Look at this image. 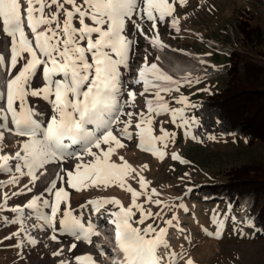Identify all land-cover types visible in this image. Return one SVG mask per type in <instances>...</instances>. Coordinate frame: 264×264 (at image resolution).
<instances>
[{"label": "snow or ice", "instance_id": "1", "mask_svg": "<svg viewBox=\"0 0 264 264\" xmlns=\"http://www.w3.org/2000/svg\"><path fill=\"white\" fill-rule=\"evenodd\" d=\"M180 3H186V0H180ZM174 10L170 0H0V31L10 40L8 60L0 54V65L5 66L7 77L0 90V102L4 104L0 107V152L3 151L5 131L23 138L17 141L18 150L14 155L0 154V172L9 175L7 181H0V188L18 185L20 177L29 178L23 187L11 194H2L0 211L22 213L25 209L30 210L29 216L35 215L40 222L33 227L50 228L52 240H58L56 233L63 232L77 241L91 244L92 237L99 235L96 229L104 226L100 223L105 219L104 215H99L101 209L106 205L118 206L119 210L106 212L111 217L107 223L114 226L115 243L123 253V260H116L114 264H174L167 228L157 230L155 225V220L161 219L164 210L173 205L154 199L161 195L160 190L155 187L149 190L151 182L123 156L119 157V163L113 160L116 150L125 147L121 137L132 140L134 136L138 138L141 150L163 160L174 133L161 125V134L156 135L153 122L155 116L169 112L171 122L179 120L178 126L185 129V135L196 139L190 129L199 121L195 116L186 115V110L197 105L181 95L176 102L183 106L171 108L162 95L178 92L181 83L191 84V74L174 77L155 62L149 65L145 56L132 83L142 84L143 91L139 95L145 97L146 110H136L138 93L134 90L129 89L128 98L123 102L120 100V68L128 65L132 46L136 43L126 34L127 25L131 23L151 45L165 47L159 38L157 22L173 17L171 25L179 31ZM145 23H150L149 31L153 35L149 36L145 31ZM38 73L42 84L33 87ZM199 80V77L195 78L196 83ZM30 97L41 98L50 104L52 115L46 121L37 118L38 113L29 104ZM117 128L119 134L114 130ZM73 146H79L80 150L73 151ZM85 156L91 158L86 163ZM72 157L78 162L73 168H62L63 175L55 173L44 193L32 196L24 205L8 206L12 197L32 192L29 185L39 179L38 171L43 169V175L47 171L46 165L63 163ZM171 159L189 163L176 152L171 153ZM129 177L137 181L139 190L128 183ZM111 185H118L131 194V203L127 207L116 197L98 198L80 205L82 211L79 215L74 214L68 189L81 191ZM140 197H144V203L138 202ZM145 204L155 205L160 211L153 212L145 208ZM88 205L98 214L95 222L84 221L83 209ZM43 209H50V212ZM150 218L153 222L146 223ZM0 219L20 225L19 231L4 239H13L26 232L23 216L11 221ZM174 219L176 217L165 223L171 226ZM216 234H219V228ZM27 239L30 244L37 243L31 235ZM22 244L23 240L17 247ZM76 247L73 243L69 251ZM97 247L102 255L106 254L102 246ZM62 251L53 255L59 256ZM75 260L77 264H98L91 254L76 256ZM59 264L66 262L61 260ZM186 264H194V261L189 258Z\"/></svg>", "mask_w": 264, "mask_h": 264}, {"label": "rangeland", "instance_id": "2", "mask_svg": "<svg viewBox=\"0 0 264 264\" xmlns=\"http://www.w3.org/2000/svg\"><path fill=\"white\" fill-rule=\"evenodd\" d=\"M170 2L174 3L173 16L179 21V31L171 25L173 17H166L165 21L157 22L159 38L165 47L151 45L149 41L145 42L146 39L136 32L131 23L127 25L125 30L129 39L136 41V43L132 46L128 65L120 68L122 84L120 100L123 102L128 98L127 91L129 89L134 90L138 93L135 101L137 111L146 110L145 97L139 95L143 91V86L132 82L127 84L125 77L130 73L132 74L135 68L143 66L145 56H147L149 65L155 62L163 71H169L170 66L175 63L182 64L187 68H194L191 73L184 71L185 73L182 75L191 74L193 79L191 84L181 83L178 92L162 93V95L171 108L183 106L176 102L181 95L187 96L189 101L196 105L205 93L214 88L219 89L224 85L227 77L228 52L233 50L236 45H238L237 48L243 47L248 52L251 51L247 46L244 47L239 43L242 34L234 27L238 9L244 6L251 8L254 13L252 22L260 24L264 31V0H186V3L183 4L180 3V0H170ZM143 26L149 36L154 34L149 31L150 23H145ZM137 35L139 37H136ZM9 42V38L0 31V54L5 57L6 61L10 55ZM208 53L210 55H207ZM200 61H204V63H200ZM196 77L200 78L199 83L195 82ZM6 78L5 66L0 65V90H3ZM128 80L133 81L134 79L127 78ZM41 84L42 79L38 73L33 81V87H40ZM29 104L38 113L37 118L41 121H46L52 115L50 104L41 98L30 97ZM3 106L4 104L0 102V107ZM194 109H187L186 115L195 116ZM127 110L125 109V111ZM121 118L123 119V117ZM178 124L179 120L177 123L171 122L170 112L154 117L153 128L156 135L161 134V125L169 133H174V136L168 141L167 155L163 160L151 152L141 150L138 147L136 136L132 140L121 137L125 147L117 149L113 156V160L117 163L120 162L119 157L123 156L140 175L150 181L149 190L153 187L160 190L161 195L154 197V199L159 198L173 205L170 209L164 210L162 218L155 220V225L157 230L167 228V239L175 257L174 264H186L189 258L194 261V264H264V237L256 238L255 230L250 229L252 227L245 219L252 201L250 195L240 198L236 209L224 205L220 207L215 204H204L202 211H200L192 193L193 188L199 182L221 179L224 170L228 171L238 166L250 165L263 172L264 139H257L248 145L240 135L231 132L228 134L211 133L208 134L207 139L202 140L195 135L193 126L190 131L196 139H192L185 135V129ZM114 130L119 134L118 128ZM130 131H134V129H130ZM4 135L3 151L0 154L14 155L15 151L18 150L17 141L23 138L8 131H5ZM160 146L162 147V145ZM72 150L79 151L80 147L73 146ZM172 152L178 153L182 159L188 160L189 163L183 164L179 160L171 159ZM90 159V157L85 156L84 162L86 163ZM77 162L75 157H72L63 163L46 165L47 171L43 175H41V172H44L43 169L38 171L39 179L34 185H29L32 187V192L12 197L8 201V206L24 205L32 196L44 193V189L54 178L55 173L60 172L63 175L62 168H73ZM144 165L147 167H143ZM185 173L188 175L185 176ZM8 179L7 173L0 172V181H7ZM28 182V177H20L18 185L8 184L0 188V203H3L2 194L4 192L11 194ZM128 183L139 190L137 181L129 177ZM68 190L71 209L76 215L82 211L80 205L98 198L116 197L122 201L125 207L131 203V194L118 185L89 187L81 191ZM45 196L50 198L47 197V194ZM138 202L144 203V197H140ZM179 205L185 207H179ZM145 208H150L153 212L160 211V208L151 204H145ZM110 210H119V208L114 205H106L104 209H101L99 215H104L105 219L101 220L100 223L104 226L96 229L99 235L92 237L91 244L86 241H77L71 235L63 232H57L58 240H52L50 228L47 226L33 227L40 222L35 215L29 216L30 210L25 209L22 213H13L8 210L0 211V217L8 218L9 221L18 216H23V227L26 229V232H22L20 236L6 240L4 237L19 231L20 225L0 219V264H59L61 260L65 261L66 264H77L75 257L85 254H91L98 264H114V262L107 260V255L111 257L110 253L114 251V248L113 250L111 247L108 248L105 241L106 238L110 237L107 230L110 233L115 231L114 226L107 223L111 217L107 216L106 212ZM43 211L50 212V209H43ZM83 213L85 223L88 219L94 222L97 220L98 214L92 211L91 205L83 209ZM174 214L177 215L174 219L177 223H173L171 226L167 225L165 221L172 219ZM152 222L151 218L146 221V223ZM183 222L185 225L182 224ZM226 225H229L230 231L226 230L225 232L228 234L220 241H213L218 237L217 229L219 228V232H222ZM56 227L57 229L60 228L58 222ZM28 235H31L37 243L30 244L27 239ZM21 240H23V244L18 248L17 244ZM73 243L77 247L69 251ZM98 245L103 247L105 255L101 254ZM180 246L190 250L189 255L186 251V255L182 254ZM60 249L63 250L61 255H53ZM115 251V256L118 259L123 257L119 247Z\"/></svg>", "mask_w": 264, "mask_h": 264}, {"label": "trees", "instance_id": "3", "mask_svg": "<svg viewBox=\"0 0 264 264\" xmlns=\"http://www.w3.org/2000/svg\"><path fill=\"white\" fill-rule=\"evenodd\" d=\"M253 15L251 8H239L234 25L242 34L239 43L251 51L236 45L228 52L224 85L205 93L196 104L194 115L199 123L193 126V131L202 140L211 133L231 132L240 135L248 145L264 139V31L260 24L252 22ZM253 167L244 165L224 170L221 179L199 182L192 193L200 211L204 204L236 209L239 200L250 195L252 201L245 219L250 229L255 230V237L261 238L264 237V170ZM228 226L213 241L222 240L228 234L225 233ZM180 249L185 255L191 252L183 246Z\"/></svg>", "mask_w": 264, "mask_h": 264}, {"label": "bare ground", "instance_id": "4", "mask_svg": "<svg viewBox=\"0 0 264 264\" xmlns=\"http://www.w3.org/2000/svg\"><path fill=\"white\" fill-rule=\"evenodd\" d=\"M182 36V35H181ZM191 56V55H190ZM164 62V61H163ZM175 62V61H174ZM178 62V61H177ZM171 64V63H170ZM173 65V64H172ZM170 66V70L169 71H165V72H167L168 74H170V75H173L174 77H175V75L174 74H176V76H182L185 72L184 71H187V73H188V71L191 73L192 71H193V69L194 68H187L186 66H184V65H180L179 63H175L173 66ZM190 66V65H189ZM167 70V69H166ZM151 78V77H150ZM154 83H160V81H154ZM107 238L105 239V241H106V243H107ZM110 244V243H109ZM114 244H116L115 242H114ZM118 246H117V244L115 245V247H114V251L116 250V248H117ZM108 257H107V260H109L110 262H112L111 261V257L109 256V255H107ZM120 259L121 260H123V257H120Z\"/></svg>", "mask_w": 264, "mask_h": 264}]
</instances>
